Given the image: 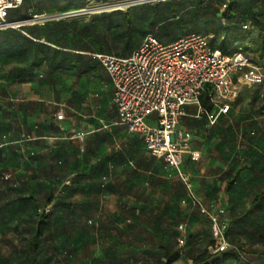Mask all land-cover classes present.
<instances>
[{"label": "crops", "instance_id": "crops-1", "mask_svg": "<svg viewBox=\"0 0 264 264\" xmlns=\"http://www.w3.org/2000/svg\"><path fill=\"white\" fill-rule=\"evenodd\" d=\"M41 38V42L59 48L46 41V37ZM72 51L76 56L70 57L67 67L54 69V66L44 62L41 69L44 77L40 74L43 79L16 82L15 85L10 83L13 93L4 95L6 97L0 100V148L1 155L5 158L0 163V168L5 169L6 177L10 175L11 180L17 178V171L24 170L29 186L55 179L64 185L73 186L74 193L66 198L71 203V209L64 210L61 225L57 228L58 244L51 243L61 251L66 247L67 243L63 238L69 230L67 225L62 224H67V220L71 218L80 221V226L71 229L74 248L67 258H72L73 264H160L166 249L174 253L182 249L171 264H214V256L197 262L192 253H183L182 247L187 241V249L192 250L190 252L200 246L199 241L206 249L212 239L211 226L208 219H196L187 207L189 204L182 203L187 197V191L178 173L172 168L169 173H162L161 167L169 165L167 154L149 150L141 135L130 132L119 123L118 111L113 101L114 86L108 72L93 54ZM63 57L60 55L57 62ZM71 72L75 74L74 80L76 77L94 78L96 96H99L105 106L113 103L115 115L96 113L99 108L97 111L88 109L89 105L83 100L86 97L81 95L85 91L77 89L74 82L67 80ZM235 81L239 85L242 82L238 74L235 75ZM192 105L186 107L187 114L182 118L181 126L194 133L185 122L186 117L191 115ZM195 107V117L204 114L198 105L195 104ZM228 113L221 115L213 126L220 127ZM205 120L210 126L206 116ZM76 122H86L92 128L83 130ZM97 122L104 123L93 124ZM119 126L125 131L124 143L122 136L120 143H114L113 127ZM127 134L137 136L154 158L149 169L140 170L149 174L146 187L151 183L150 176L157 183L153 184L157 188L150 195L141 194L145 191L140 185L142 182L136 184L135 191H132V181L122 174L124 166L129 168ZM195 138L194 135V141ZM188 155H185L184 170L189 160ZM135 169L139 171L138 168ZM104 172L109 173L107 182L110 183H107V189L100 186L101 173ZM113 172L123 179L113 180ZM208 184H211V180ZM72 186H68V189H72ZM174 187L177 188L176 196L173 193ZM131 199L139 207L137 218L140 219V224L137 227H123L122 223L129 214L122 208L119 209L118 203L121 204L122 200L126 203ZM226 199L223 196V200ZM178 200L181 206L186 207L183 214L174 209ZM258 202L252 201L247 213L251 218L255 214L264 219V206L260 208ZM88 218L93 219L96 226L84 225L82 221ZM224 221L229 227L226 214ZM171 223V228H166ZM7 228L5 232L10 230ZM181 239L183 243L180 242ZM62 258L58 259L60 264L65 263ZM68 261L69 259L66 262ZM260 263L264 264V261ZM219 264L241 263L238 259H232Z\"/></svg>", "mask_w": 264, "mask_h": 264}, {"label": "rangeland", "instance_id": "rangeland-1", "mask_svg": "<svg viewBox=\"0 0 264 264\" xmlns=\"http://www.w3.org/2000/svg\"><path fill=\"white\" fill-rule=\"evenodd\" d=\"M72 1L76 8L69 9L67 11L59 12L57 8L59 6L65 5L68 2ZM115 3H124L126 0H114ZM188 4H186L184 11L181 13L180 17L177 19H169L167 21H162L161 19H157L156 28L152 31L155 33H161L163 36L167 37H175L179 36L184 32H194V28L200 25V22L194 21L195 14L198 11H203L200 3H207L210 1L212 3V7L210 9V17H213L212 12L216 7L219 8V13L217 17H221L225 12V9L228 5V0H186ZM245 6L246 19L249 22H252V11L264 22V0H239ZM164 1L152 0L150 2L145 3H135V4H125L124 6H120L122 8L116 10H126L129 7H144L151 6L155 7L158 5H163ZM78 6H82L77 8ZM23 10L26 11V15L29 16L28 19H35L36 22H31V27H34L36 31L41 36H46L47 32L50 28L51 21L54 20H65L68 23H76L77 26L82 30L84 26L92 24V17L98 13L102 12H90L83 11V9H89L91 4L86 0H32L28 7L21 6ZM159 10H163L164 8L160 6ZM26 8V9H25ZM116 10H109L104 12H112ZM155 10V9H154ZM68 14L67 16L60 17L58 19L52 18L58 15ZM151 9L149 14H141L140 18L137 19L139 22L141 29H145L147 27V23L149 22V18L152 16ZM40 18H39V17ZM137 18V17H136ZM135 18V19H136ZM141 20V21H139ZM186 20H191V22L186 23ZM92 30L95 29L101 36H106V33L103 32V23L100 21L96 22V25L90 27ZM19 29H21L19 27ZM253 35L251 34V38L257 37L260 32L257 27L254 26L252 28ZM8 30H16V29H3L0 30V42L6 38L8 35ZM137 35H141V31L138 30ZM136 35V38L139 37ZM147 36V35H146ZM145 36L142 39H138L139 41H143ZM20 43H17L19 47ZM117 49L122 48V41L118 40L116 42ZM15 54L8 56L6 54L0 55V100L5 98L9 93H13L12 86L10 83L15 85L16 80L14 79L13 72L18 69L29 67L35 59H40V57H36L35 50L33 49L29 53H20L18 49L15 50ZM249 56L253 60L254 63L261 68L262 73L264 74V59H260L256 53L249 52ZM41 69L43 66L39 67L37 71L38 79H43L40 74H42ZM67 79L70 83H75L77 89H83L84 94H81L86 99H83L88 109L92 111L105 112L107 114L115 115V106L113 103L107 104L106 106L99 99V96H96L97 92L93 86L94 78H90L87 76L84 77H76L74 73H70ZM11 88V89H10ZM239 96L236 99L231 112L227 114V117L222 121V125L220 127H210L207 125L204 114H200V117H195L197 114V110L195 104H193L190 108L192 111L191 115L187 116L185 119L186 125L194 130L195 141L193 142V150L194 154L188 155L189 160L186 164V172L190 175L196 194L200 199L204 201L209 206H214V208L219 206H224L226 209L227 221L229 223V227L227 228L226 234L229 240V249H236L238 254V260L241 264L253 263L259 264L264 261V244L260 243V236H264V219L262 217L256 216L255 214L249 217L247 213L250 209V204L252 201H259L263 203L264 206V82L259 85L248 84L245 82H240L239 85ZM18 91V90H17ZM22 91V90H21ZM18 93V92H17ZM77 123V122H76ZM104 123V122H102ZM101 122L93 123L95 125L102 124ZM82 126L83 130L89 129L91 127L86 122L77 123ZM92 128V127H91ZM123 132V134H121ZM124 128L113 127L114 134V143H120L121 137H123L124 143ZM127 146H128V160L129 168L124 166L125 170L122 171V174L130 179L133 183L132 191H135L136 184H140L145 191L141 194L150 195L153 192V189H156L157 186H153V184H157L155 180L151 179L150 185L145 186L147 178L149 176L148 173H145L140 170L149 169L154 158L150 155V153L146 150L141 140L132 134H127ZM135 168H138L136 170ZM162 173H169L171 171V167L169 165L164 164L161 167ZM24 170L17 171V191L14 190L15 198H9V200H15L14 203L7 202L6 197H2V193L5 192L2 188V184L0 183V206L5 207L8 210L9 215L7 214V221L1 218L0 225L4 226L7 224V227L10 228L7 232H2L0 230V241L2 246V252L8 253L11 251L12 247L18 248L24 239H30L31 235L34 233V226L36 222V217L34 215L33 209L35 205L42 206L47 204V198L40 200L38 197L33 198V202H30L29 199V191L30 186L28 185V180L24 174ZM138 174V175H136ZM9 175V174H7ZM9 177H11L9 175ZM113 180L120 179V175L117 176L116 172H113L112 177ZM123 179V178H121ZM211 184H208V181ZM232 181L228 183V181ZM110 183V181H109ZM108 183V185H109ZM40 185L46 191V194L53 195L54 204H57L56 210L53 214H51V223L50 227L51 232L47 234L46 239H49L50 243L54 245L58 244V226L61 225V217L63 216L64 210L66 208L63 205H60L59 199L67 198L74 193V189L72 185V189L69 190L66 188V185L60 183L57 179L55 180H46L41 182ZM154 187V188H153ZM107 189V184L106 187ZM102 188V189H104ZM148 188L150 190H148ZM148 190V191H147ZM131 191V189H130ZM119 193V192H118ZM173 193L176 196L177 188L174 187ZM10 194V195H12ZM223 196L227 197L226 200H223ZM25 199H27L25 201ZM218 203V204H217ZM119 209H123L126 214H129L123 221V227H137L138 221L140 219L137 218L139 207L136 206L135 202L131 200L126 201L122 200ZM190 212L193 213L196 219H204L207 221L206 216H202V214L198 211L196 207L192 204L187 205ZM186 207H183L178 203L174 204V209L178 213H185ZM2 209V208H1ZM9 209H15L16 211L11 212ZM78 210V209H77ZM134 211L135 213L133 214ZM224 219V217H223ZM67 225L68 233H66L65 240L66 247L62 248V250L50 249V255H54L56 258L52 261V264H60L58 262L59 258H64V264H73L72 258L69 257L72 254L74 244L72 241L73 233L72 228L78 227L81 224L75 220L74 218L68 219ZM84 225L88 227L96 226V222L92 219H86ZM240 222V223H239ZM191 224L190 221L188 223ZM143 225V224H141ZM145 225V224H144ZM173 224L167 225L166 228H171ZM7 228V229H9ZM212 235V231H211ZM67 236V238H66ZM187 238V237H186ZM213 240H209L210 242ZM216 246L218 242L215 240ZM199 247L194 248L192 250L187 249L188 241L184 243L183 253L186 255H191L195 258L202 257L210 259L208 256L212 255L217 257L221 255V252L214 253L213 251L210 253L209 244H207L206 249L205 246L201 244V241L198 242ZM215 246V247H216ZM213 247V249H215ZM10 249V250H9ZM225 250V251H227ZM62 258V259H63ZM69 259L68 262L67 259ZM194 258V259H195ZM212 261V260H211ZM15 264H18L15 261ZM63 264V263H62ZM148 264H151L150 262Z\"/></svg>", "mask_w": 264, "mask_h": 264}, {"label": "built area", "instance_id": "built-area-1", "mask_svg": "<svg viewBox=\"0 0 264 264\" xmlns=\"http://www.w3.org/2000/svg\"><path fill=\"white\" fill-rule=\"evenodd\" d=\"M23 1L0 0V30L31 23V19L8 18L10 10L21 6ZM86 1L91 7L83 11L104 12L152 0H126L118 4L114 0ZM212 38V34L188 32L165 43L150 34L129 56L93 55L114 86L113 101L119 123L141 135L149 150L167 154L169 166L178 173L187 191L182 203L192 204L208 218L213 239L218 242L212 251L217 253L229 247L228 226L223 219L226 210L207 205L196 194L192 179L183 168L185 155L194 154V133L183 128L181 121L188 105L196 104L204 111L202 100L207 99L213 105L212 111H206L208 124L215 125L239 96L235 75L245 83L259 85L264 82V74L241 47L227 54L212 48Z\"/></svg>", "mask_w": 264, "mask_h": 264}, {"label": "trees", "instance_id": "trees-1", "mask_svg": "<svg viewBox=\"0 0 264 264\" xmlns=\"http://www.w3.org/2000/svg\"><path fill=\"white\" fill-rule=\"evenodd\" d=\"M31 1L32 0H24L21 6L28 7ZM164 2L165 3H163V5L160 4L155 7L148 5L141 8L129 7L126 10L98 13L92 17L93 23L90 25L87 24V26H84L82 30L76 23H68L65 20L51 21L49 31L44 37H46V41L59 48H53L51 45L41 42V35L34 27H31V23L21 25V29H19V27L8 28L16 30H8V35L0 42V55H14L16 49H18L21 54H24L29 53L34 49L36 57H40L39 60L35 59L31 64H29V67L18 69L13 72L12 76L16 82L19 83H25L38 78L36 72L39 70V67L44 64V62H48L50 66H54V69L67 67L66 64L68 63L70 57L76 56L72 50L91 54L103 53L117 56H129L133 50L141 44L142 41H139L138 39H142L144 36L146 37V35H154L162 42L167 43L188 33L184 32L179 36L167 37L163 36L161 33H154L152 31L156 28V18H159L162 21L177 19L184 11L186 4H188V1L186 0H167ZM200 4L203 11H198L195 14L194 21L200 22V25L194 28V32L212 34V48H219L227 54H232L238 49V47H241L248 55L249 52L252 51V53H256L260 59H264V22L253 11L252 22L250 23L249 20L246 19L247 10L239 0H228V5L221 17H217L219 13L218 7H216L212 12L213 17L209 16L210 9L212 7V3L210 1ZM21 6L10 10L8 16L9 20H26L29 18V16L26 15V11L23 10ZM160 6L164 8L161 11L159 10V8H161ZM74 7L76 8L74 3L70 1L65 5L59 6L57 10L59 12H63ZM80 7L82 6H78L77 8ZM150 9L153 14H150L152 16L149 18L147 27H145V29H141L137 19L140 18L141 14H149ZM97 21L103 23V32L106 33V36H101L97 30H92L90 28L91 25L94 27ZM189 22H191V20H186V23ZM245 25H248V29H244ZM254 26L257 27L260 32L257 37L252 36L251 38V34L253 35L254 31L252 28H254ZM138 30L141 31V35H137L139 32ZM136 35L139 36L137 37L138 39L136 38ZM118 40H121L123 43L122 48L119 50L116 45ZM17 43H20L18 44L19 47L17 46ZM60 55L64 57L57 62ZM255 64L257 65V63ZM41 76L44 77L43 74ZM202 106L204 107L203 112L205 116L206 111L213 110V105L208 102L207 99L202 100ZM1 153L2 149L0 148V163L5 160ZM128 162L131 163L130 161ZM4 171V168H0V183L2 184V188L6 190L5 192H7L2 193V197L5 196L7 202L10 204L15 201L9 200V198H15L13 192L14 190L17 191V180H11L10 177H6ZM108 176V172L101 173V188L106 187V184L108 183ZM41 187L42 186L40 184L30 185L29 187L30 196L28 200L30 202H33L34 197H38L40 200L47 198L48 201V203L43 205V207L38 205L34 206L33 212L36 217L34 233L31 235L30 239H24L18 248L12 247V250L5 254L2 252L0 241V264H15V261L18 264H52V261L56 259L53 254L50 255L49 250L57 248L47 241L50 237L46 239V232L48 234L54 232V230H51L50 223L51 214L55 212L57 204H54L53 202V195H47L46 191ZM66 188H68V185H66ZM69 190H71V188ZM71 196L72 195L67 196V198ZM26 200L27 199H25V201ZM59 203L60 205H63L64 208L71 209V203L68 202L66 197L59 199ZM258 204L260 208L263 207V203L258 202ZM253 209L252 211H254ZM9 211L14 212L16 210L9 209ZM7 214L9 215L8 210H6L5 207L0 206V220L3 218L7 221ZM6 228L7 224L4 226L0 225V230L2 232H5L4 230ZM259 241L264 244V236H260ZM209 245L211 253L213 247L216 246L215 240L213 239ZM181 250L182 249L174 253L170 249H166V251L162 254L160 264H171L182 252ZM238 254L239 252L236 249L223 251L221 252V255L214 259V264L237 259L239 257ZM208 257H212V255ZM201 259L202 257L196 258L197 262H200Z\"/></svg>", "mask_w": 264, "mask_h": 264}, {"label": "water", "instance_id": "water-1", "mask_svg": "<svg viewBox=\"0 0 264 264\" xmlns=\"http://www.w3.org/2000/svg\"><path fill=\"white\" fill-rule=\"evenodd\" d=\"M68 14H62V15H58V16H55V17H52V18H55V19H58V18H60V17H63V16H67ZM36 18L37 17H35V19L33 18V19H31L32 21L31 22H36L37 20H36ZM24 24H28V23H23V25Z\"/></svg>", "mask_w": 264, "mask_h": 264}, {"label": "bare ground", "instance_id": "bare-ground-1", "mask_svg": "<svg viewBox=\"0 0 264 264\" xmlns=\"http://www.w3.org/2000/svg\"><path fill=\"white\" fill-rule=\"evenodd\" d=\"M39 17V16H38ZM40 18V17H39Z\"/></svg>", "mask_w": 264, "mask_h": 264}]
</instances>
